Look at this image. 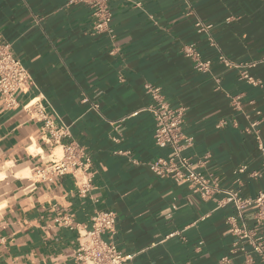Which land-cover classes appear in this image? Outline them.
Returning a JSON list of instances; mask_svg holds the SVG:
<instances>
[{
  "label": "crops",
  "instance_id": "obj_1",
  "mask_svg": "<svg viewBox=\"0 0 264 264\" xmlns=\"http://www.w3.org/2000/svg\"><path fill=\"white\" fill-rule=\"evenodd\" d=\"M67 3L0 0V40L32 78L14 109L0 95V264H82L80 233L97 211L116 213L111 241L125 264H221L234 242L227 223L234 206L151 171L172 149L154 143L146 86L186 108L183 132L193 144L183 155L195 169L223 189L255 196L264 179L248 172L235 184L234 172L262 162L264 0H113V35L94 34L91 9ZM197 21L212 26L208 34L197 32ZM191 43L212 63L208 73L184 54ZM220 55L254 64L247 71L260 84L225 69ZM42 115L65 135L49 140ZM71 143L84 149L90 168L39 179L36 169ZM253 214L247 210L241 223L253 226ZM242 262L239 253L232 264Z\"/></svg>",
  "mask_w": 264,
  "mask_h": 264
},
{
  "label": "built area",
  "instance_id": "obj_2",
  "mask_svg": "<svg viewBox=\"0 0 264 264\" xmlns=\"http://www.w3.org/2000/svg\"><path fill=\"white\" fill-rule=\"evenodd\" d=\"M113 0H68V6H85L92 11L94 17L93 33L96 35H113L111 28L112 11L110 3ZM131 1V0H126ZM140 4V3H138ZM197 32L208 34L212 26L197 21ZM184 54L193 60L198 72L208 73L212 63L203 61L196 44L191 43L184 47ZM218 63L227 70L241 71L242 79L253 85L260 82L252 78L248 69L254 64H240L228 59L225 55L218 57ZM264 62V59L262 60ZM32 82L31 74L17 59L10 45L0 40V95L8 109H14L18 105V97L29 91ZM146 91L151 97L148 111L153 114L155 121L154 143L161 149H172L171 155L160 157L149 164V168L158 176H166L175 183L188 182L193 194L199 195L208 201L215 195L222 196L218 201L223 207L232 204L235 215L227 219L231 227L234 242L227 255L221 258V264H232L234 256L240 253L243 257L242 264H255L256 260L264 263V189L255 196L245 197L239 189H223L217 178L199 172L195 169L197 162L183 155L184 150L191 147L193 139L184 135L186 108L184 106L171 107L163 98L161 88L147 85ZM36 103L30 102L25 109L32 111ZM46 120L45 133L49 134V140L57 141L65 135L63 126L55 123L42 115ZM256 125V124H254ZM262 152L261 167L258 170L249 171V166L242 164L234 172V183L241 184L242 176L249 172L253 179H264V144L260 143ZM201 166L207 164V159L201 160ZM91 166L90 157L84 149L71 143L65 145L62 155L54 157L52 162L43 168L36 169V176L41 180L53 181L57 176L74 174L85 171ZM254 209V225L248 226L244 221L245 212ZM63 223L69 224L68 220ZM117 215L112 211H97L91 219L88 227H84L80 233L78 258L82 264H125L128 260L117 246L111 241L115 233ZM69 225H73L72 223Z\"/></svg>",
  "mask_w": 264,
  "mask_h": 264
},
{
  "label": "bare ground",
  "instance_id": "obj_3",
  "mask_svg": "<svg viewBox=\"0 0 264 264\" xmlns=\"http://www.w3.org/2000/svg\"><path fill=\"white\" fill-rule=\"evenodd\" d=\"M29 173H30V172L28 171V174H29ZM3 177H4V173L0 175V178H3Z\"/></svg>",
  "mask_w": 264,
  "mask_h": 264
}]
</instances>
